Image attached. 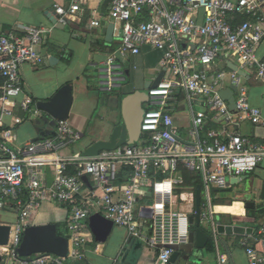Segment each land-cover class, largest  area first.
<instances>
[{
    "label": "built area",
    "instance_id": "built-area-1",
    "mask_svg": "<svg viewBox=\"0 0 264 264\" xmlns=\"http://www.w3.org/2000/svg\"><path fill=\"white\" fill-rule=\"evenodd\" d=\"M90 0H69L68 5L56 4L61 21L84 11ZM107 1L112 19L123 24L120 45L106 56L98 71L100 91L112 92L127 80L126 60L139 55L145 45L165 51L161 81L148 91L147 108L141 124L142 144L123 145L101 151L94 156L62 157L63 148L77 140L67 120H59L54 137L43 138L24 148L12 149L0 143V204L12 203L20 212L12 226L8 245L3 248V263L70 264L68 256L53 253L20 257L17 248L31 215L44 201H56L69 206L70 254L82 257L76 249L94 240L89 227L90 212L80 198L81 175H90L103 189L101 212L114 223L125 227L133 237L159 247L155 264H169L175 244L188 241L186 212L177 210L173 194L176 185L184 182L182 171L201 174L209 186L225 189L229 178L240 177L259 168L264 169V138L254 140L236 131L226 138L211 132L212 137H200V121H195L191 142L183 141L173 128L175 97L184 93L189 101L206 105L216 118L227 123L248 119L264 128L263 111L250 103V88L237 70L211 73L220 59H228L247 75L264 84V57L257 58L264 41V16L254 17L261 0H100ZM237 16L246 17L241 22ZM101 27L99 18L91 21ZM47 30L40 26L26 27L22 34L0 30V110L6 105L17 106L32 113L33 100L24 94L22 66L38 65L43 55ZM227 79L236 87V108L220 94ZM24 98H20V96ZM37 116V113H35ZM21 119H16L20 122ZM9 135V131L4 132ZM53 166L55 178L47 185L40 171ZM131 167L128 184L118 185L120 167ZM76 173H72L70 168ZM164 176L150 182L151 170ZM28 171V175L27 174ZM148 181L154 194L151 208L152 233L140 228L136 209L137 194ZM115 192L120 196L116 197ZM203 216H206L204 213ZM252 264L264 259L253 248L247 249ZM227 255L219 257L225 264Z\"/></svg>",
    "mask_w": 264,
    "mask_h": 264
},
{
    "label": "crops",
    "instance_id": "crops-1",
    "mask_svg": "<svg viewBox=\"0 0 264 264\" xmlns=\"http://www.w3.org/2000/svg\"><path fill=\"white\" fill-rule=\"evenodd\" d=\"M56 4L68 5L69 0H0V30L16 34H22L26 27L31 26H40L47 30L45 43L40 48L43 55L42 61L38 65L26 63L21 69L24 94L33 100L34 111L32 113L25 111L19 104L14 107L6 105L8 111L5 113L0 110V143L12 149H19L43 138L54 137L55 129L50 130V135L41 134V131L45 133L48 131L46 124L43 125V130L37 129V119L40 114L37 102L51 99L63 85L71 83L73 104L67 122L71 125L77 140L63 148L58 155L73 157L83 155V151L96 141L109 139L114 125L121 118L119 108L110 105L111 97L122 96L123 93L127 94L137 90H145L148 93L154 79L164 71L165 51L145 45L139 55H130L126 60L127 80L123 86L108 93L100 91L99 68L109 51L120 45L123 37L120 35L123 24L112 19L107 1L100 0H90L84 5V11L71 16L66 21L58 19L55 23L52 18ZM253 16H264V0H261V5ZM95 18L101 20V27H94L91 24ZM245 18L237 16L236 21L241 22ZM110 23L115 24L112 43L105 40L106 34L103 32ZM51 57H56L57 60L52 63ZM263 57L264 41L257 51V58ZM233 65L236 64L228 59H220L213 65L211 73L230 72L234 70ZM241 75L246 78L249 85L251 105L261 109L264 114V84L246 73ZM2 84L1 78L0 85ZM233 86L227 79L222 90ZM147 102L144 104L145 109ZM195 105L207 107L201 103L189 101L182 92L175 97L173 128L185 142H191V131L195 128L197 119L201 122L198 129L202 138H210L211 132H216L220 137L226 138L228 133L234 131L250 136L254 140L264 138V128L254 125L248 119L230 124L216 118L215 112L208 107L196 111ZM16 119H21V121L17 123ZM5 131H9L10 134L5 135ZM141 140L144 143L146 137L140 135L137 142ZM137 142L135 143L138 144ZM70 171L76 173L72 167ZM132 172L131 167H120L117 184H128L131 181ZM40 175L47 185H52L55 178L54 167H44ZM164 176L168 175H163L160 171L153 169L149 180L152 182ZM182 176L184 182L176 185L173 194L177 203L174 208L187 213L188 232L189 234L195 232L197 229L196 198L199 190L201 193V227L209 235L203 248H197L196 241H194L195 247L191 253L180 249L181 257L187 255L190 257L186 264H220L219 257L222 254L228 257L225 264H252L247 254L248 248L255 249L264 259V169L259 168L251 173L232 178L230 185L225 189L209 186L203 176L195 172L183 170ZM81 177L83 187L80 198L89 210L90 216L94 213H102L100 204L104 195L103 189L96 186L95 180L90 175L82 174ZM257 180L260 182L257 183ZM114 195L118 197L120 193L115 192ZM153 201L152 188L146 181L139 189L136 204L140 228L146 234L152 233V219L151 212L145 211L144 208ZM204 213L206 216H203ZM69 215L68 205L56 201H44L31 215L30 223H55L59 233L69 238ZM19 216L20 212L14 208L12 203L0 204V224L14 226ZM192 217L193 222L191 223ZM218 220L226 225L241 226L244 231L219 234L216 231ZM88 222L90 227V217ZM93 237V241L76 248L80 251L81 258L69 253L70 264H126V261L122 260L125 252L128 253V257L132 252L137 254V259L133 264H155L160 253L159 247L131 236L125 227L116 223L106 241H97L94 234ZM188 243L189 238L183 244ZM4 264L17 263L9 260ZM259 264H264V261Z\"/></svg>",
    "mask_w": 264,
    "mask_h": 264
},
{
    "label": "water",
    "instance_id": "water-1",
    "mask_svg": "<svg viewBox=\"0 0 264 264\" xmlns=\"http://www.w3.org/2000/svg\"><path fill=\"white\" fill-rule=\"evenodd\" d=\"M53 22H57L59 15L53 9ZM103 32L106 34L105 40L108 43L114 41L115 24L110 23ZM123 30L120 35L123 36ZM56 57H51V62L56 61ZM238 70L239 73L245 72L239 69L236 65L232 67ZM164 71L154 79L151 86H156L162 79ZM235 91L233 86L227 90H221L220 94L223 98L229 101V108L235 110ZM148 93L145 90H137L131 93H123L121 96L111 97L110 105L118 107L121 112V118L114 125L112 133L108 140L96 141L83 151V156L98 155L104 150H113L120 146L133 144L139 140L141 135V124L145 113L144 104L148 101ZM114 101V103L112 102ZM73 104V85L67 83L63 85L57 93L49 100H40L37 102V107L40 114L38 115L37 124L38 130H43V125L46 124L48 131H41V134L50 135L51 131L57 126L59 120H67ZM145 211L151 212V208L145 207ZM196 226L195 232H190L188 244H175L172 246L174 252L170 258L169 264H186L189 256H180V249H185L188 253L193 251V248H203L209 239V235L203 231L201 227V193L198 190L196 198ZM193 222V217L190 219ZM114 221L107 218L102 213H94L90 216V228L99 242L107 240L111 230L114 226ZM12 226L10 224H0V264L3 263L2 250L5 248L10 240ZM216 231L219 234L242 233L244 229L237 225H226L222 221L216 222ZM194 241H196L194 246ZM53 253L58 256H68L70 253V242L66 235L59 233L58 227L55 223L33 224L30 223L24 230L23 239L17 248V254L20 257H29L36 254ZM125 252L123 261L126 264H133L137 259V254L133 253L128 257Z\"/></svg>",
    "mask_w": 264,
    "mask_h": 264
},
{
    "label": "rangeland",
    "instance_id": "rangeland-1",
    "mask_svg": "<svg viewBox=\"0 0 264 264\" xmlns=\"http://www.w3.org/2000/svg\"><path fill=\"white\" fill-rule=\"evenodd\" d=\"M204 108H207V107H198V106L195 105V110H196V111H198V110H200V109H204ZM137 143H138V144H142V140L139 141V142H137ZM229 179L231 180L232 178H229ZM256 182L259 183L260 181L257 180Z\"/></svg>",
    "mask_w": 264,
    "mask_h": 264
},
{
    "label": "trees",
    "instance_id": "trees-1",
    "mask_svg": "<svg viewBox=\"0 0 264 264\" xmlns=\"http://www.w3.org/2000/svg\"><path fill=\"white\" fill-rule=\"evenodd\" d=\"M0 77H1V75H0ZM1 79V78H0ZM0 93H1V91H0Z\"/></svg>",
    "mask_w": 264,
    "mask_h": 264
}]
</instances>
